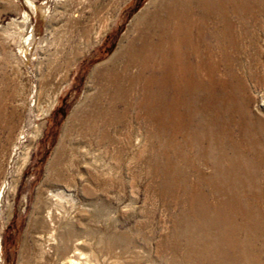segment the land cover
Here are the masks:
<instances>
[{
	"label": "rangeland",
	"instance_id": "374dc122",
	"mask_svg": "<svg viewBox=\"0 0 264 264\" xmlns=\"http://www.w3.org/2000/svg\"><path fill=\"white\" fill-rule=\"evenodd\" d=\"M150 1L0 0V264H50L36 220L64 205L54 189L73 191L99 264H264V0H190L199 62L174 86L134 85L127 102L157 106L132 123L94 69Z\"/></svg>",
	"mask_w": 264,
	"mask_h": 264
},
{
	"label": "bare ground",
	"instance_id": "6f19581e",
	"mask_svg": "<svg viewBox=\"0 0 264 264\" xmlns=\"http://www.w3.org/2000/svg\"><path fill=\"white\" fill-rule=\"evenodd\" d=\"M189 3L190 0H151L131 22L122 38V45L119 49L107 62L94 69L96 83L101 85L98 91L111 93L108 109L112 110L113 113L119 112L120 105L123 111L129 107L134 109L131 121L133 123L135 118L137 119L138 108L148 110L150 107L155 108L157 106L156 96L154 95L143 96L135 104L133 100L127 102V98L125 99L124 96L132 93L134 85L141 86L143 94L153 83L159 86L158 90L162 89L164 83L169 80H171V85L174 86L175 83L184 80L189 67L197 66L199 62V38L198 33L189 31V25L195 17V14L189 8ZM200 7L201 11H204L203 13H208L209 9L205 3ZM27 16H23L24 23L27 25L25 28L26 34L20 45L21 52L26 50L25 44L30 38L32 30ZM189 55H193V65L187 64ZM140 80L142 83H140ZM165 107L163 108L165 109ZM135 131V126L130 124V139L133 141L137 140ZM37 134L38 132L32 133L33 136ZM18 140L13 144L15 147L11 153L12 156L19 157L16 167L17 173L27 162L30 154V147H19ZM8 187V182L5 179L0 187V204L5 189ZM42 193L43 189L41 187L37 192L34 206L36 213L43 212V210L39 211L44 197ZM49 193V196L54 194L62 197L66 194L68 197L66 201L64 200L65 203H62L64 205L57 203L59 200L56 202L50 199L53 201L51 204H57L60 211L55 210L53 212L49 208L45 211L46 219L41 218L42 220H39L38 218L36 220L38 223L41 222V224H38L41 228L43 226L47 228L46 232L53 230L48 234L49 242L45 244L48 247L45 246L41 250L43 257L50 264H53L52 261H55V264H99L98 259L92 258L91 253L87 252L86 243L88 239L85 238V232L75 229L76 225L73 221L75 216L67 208L69 200L70 208L73 207L71 202L76 201L73 191L66 192L63 189H54Z\"/></svg>",
	"mask_w": 264,
	"mask_h": 264
}]
</instances>
